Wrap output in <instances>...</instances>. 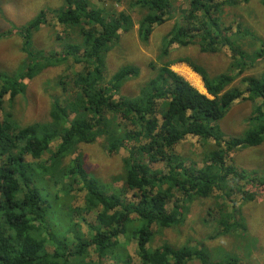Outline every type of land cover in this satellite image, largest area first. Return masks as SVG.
I'll return each instance as SVG.
<instances>
[{
  "label": "trees",
  "instance_id": "obj_1",
  "mask_svg": "<svg viewBox=\"0 0 264 264\" xmlns=\"http://www.w3.org/2000/svg\"><path fill=\"white\" fill-rule=\"evenodd\" d=\"M97 1L102 3L100 7L90 0H65L59 8L39 10L21 33L29 36L51 17L63 31L75 33L79 39H73L74 44L66 45L60 55L55 53L47 61L35 50V57L29 53L17 72H0L1 111L6 97L13 101L24 92L25 80L60 61L70 59L79 66L60 82L62 99L58 97L51 104L48 121L20 127L14 118L0 120V264H134L127 252L131 241L137 264H187L192 260L213 264L203 251L193 247L163 244L154 248L155 230L173 227L181 220L176 194L192 201L228 190V199L232 190H237L244 201L251 199L230 183L248 181L255 186L254 180L260 178H254L256 172L251 175L226 164V156L244 147L259 146L264 141V121L248 125L242 137L223 138L216 128L238 101L254 106L247 124L264 118V73L261 78L245 77L246 88L241 91L232 86L235 75L231 72L211 83L203 71L181 60L178 62L186 63L200 76L210 98L166 64L159 67L138 97L114 99L121 82L138 74V68L127 66L103 84L104 57L120 32L134 28L132 9L145 13L137 29L140 40L148 42L154 27L175 17V0H130L124 11L106 7L109 0ZM185 3L165 37L168 45H196L209 54L227 46L231 59L239 54L242 67L248 58L264 56L262 50L245 54L235 45L245 36L239 22H222L221 6L239 2ZM149 66L153 69L152 64ZM241 66L233 70L242 74ZM186 137L200 143L201 152L196 155L200 165L189 157L187 164L186 157L175 153V146ZM98 139L109 156L121 149L127 152L122 158L121 187L99 185L88 174L91 170L84 156L78 154L82 144ZM46 154L48 157L42 159ZM157 164L165 169H152ZM259 184L264 185V180ZM129 193L130 201L126 202L122 198ZM78 194H83L82 203L75 207ZM170 202L172 208L167 210ZM228 214L219 221L223 231L240 223L235 219L237 214Z\"/></svg>",
  "mask_w": 264,
  "mask_h": 264
},
{
  "label": "rangeland",
  "instance_id": "obj_2",
  "mask_svg": "<svg viewBox=\"0 0 264 264\" xmlns=\"http://www.w3.org/2000/svg\"><path fill=\"white\" fill-rule=\"evenodd\" d=\"M65 0H0V72H17L25 57L29 53L34 56V52L39 51L40 56L47 61L55 53L60 55V51L68 44H74L78 36L74 33L68 34L62 27L55 24L49 17L48 24L42 26L37 31H33L29 36L21 33L30 23L39 10L49 6L59 8ZM92 5L100 7L102 3L97 0H90ZM222 2L223 0H218ZM235 6L222 5V22L226 25L239 22L245 29V36L239 38L235 45H240L245 54H253L259 50L264 51V2L263 0H235ZM126 5H130V0H109L106 7L113 6L117 11H124ZM186 5L185 0H175L173 14L175 17L163 25L154 27L148 42H143L138 36V22L145 14L144 11L132 9L130 20L134 28L128 33L120 32L119 39L111 45V49L104 57L103 84H107L113 76L127 66L138 68V74L121 82L118 93L114 99L125 97L129 100L138 97L141 91L146 89L148 82L154 79L161 66L168 65L169 69L182 76L190 85L197 89V85L203 87L200 76L192 71L189 65L198 68L199 72L213 83L219 75H235L233 87L244 91L246 83L245 77L261 78L264 73V56L261 58H248L244 61L246 67L240 65V57L234 55L231 59V50L227 46L221 48L220 52L209 54L200 51V47L189 45L177 47L168 45L165 40L166 35L171 30L173 22L179 16V12ZM128 13V12H127ZM129 14V13H128ZM21 33V34H20ZM256 38L258 41L256 42ZM242 51V50H241ZM52 52V53H51ZM56 56V59H61ZM230 59V60H229ZM186 61L189 65L183 62ZM29 64L28 61H26ZM25 62V63H26ZM133 62L137 65L129 64ZM254 63V66H251ZM153 65V69L149 66ZM173 64V65H172ZM33 66L34 63L29 64ZM141 67H139V66ZM172 65V66H170ZM240 66L243 73L238 74L236 70ZM186 68L199 80L192 82L182 75V70ZM79 70L78 65L68 59L54 64L53 67L46 68L38 73L30 81H24L26 89L17 95L13 101H3L0 113L2 117H11L20 127H25L36 122L48 121V114L51 104L56 98L62 99L60 82L65 81V77L73 75ZM200 93L203 91L197 89ZM209 97V96H208ZM254 109L251 102L238 101L233 104L223 118L219 121L217 131L221 132L223 138L231 136L242 137L248 125L256 126L260 121L246 123L250 113ZM98 139L93 144H82L78 154L89 164L91 177L98 180L99 185L121 187V175H123L122 158L127 152L121 149L118 154L109 156L103 149ZM211 143V142H209ZM55 144L52 145V149ZM175 153L186 157L184 161L189 164V158L198 165L197 154L201 152V146L197 139L186 137L174 148ZM44 155L42 159H46ZM189 157V158H188ZM226 164L232 165L238 171H244L251 175L256 172L254 178L264 180V141L256 147H244L226 156ZM165 169L162 164H157L152 169ZM93 174L100 176L95 177ZM259 181L254 180L255 186L248 181L230 183L232 188L239 187L246 194L251 195V199L244 201L242 194L237 190H232L230 198H226L227 191H215L211 198L205 200H185V197L176 194L174 200L178 201V215L181 220L173 227L155 230V237L152 242L154 248L167 244L172 247L181 248L183 246L193 247L203 251L211 263L222 261H236L237 264H264V185L260 186ZM229 184V186H230ZM106 189V188H104ZM131 193L125 195L123 200L130 201ZM83 194H78V200L73 205L80 206ZM229 201H233L230 203ZM224 205H226L224 207ZM227 207V208H226ZM172 208V202L167 205V210ZM215 211H218L215 213ZM237 214L239 224L234 227H227L226 231L219 226V221L229 214ZM87 217V216H86ZM92 220V216L86 218ZM232 223V221H231ZM229 226V225H228ZM83 232L87 233L83 226ZM127 248V252L132 259V263L137 264V256L134 252L133 242ZM151 244V243H150ZM110 264V263H107ZM187 264H199L192 260Z\"/></svg>",
  "mask_w": 264,
  "mask_h": 264
},
{
  "label": "bare ground",
  "instance_id": "obj_3",
  "mask_svg": "<svg viewBox=\"0 0 264 264\" xmlns=\"http://www.w3.org/2000/svg\"><path fill=\"white\" fill-rule=\"evenodd\" d=\"M181 73L189 81L200 82V80L194 74L192 75L186 68H184ZM197 89H200L201 91H203V87L201 85H197Z\"/></svg>",
  "mask_w": 264,
  "mask_h": 264
},
{
  "label": "water",
  "instance_id": "obj_4",
  "mask_svg": "<svg viewBox=\"0 0 264 264\" xmlns=\"http://www.w3.org/2000/svg\"><path fill=\"white\" fill-rule=\"evenodd\" d=\"M199 92V91H198ZM202 94V93H201ZM205 94H207V92L205 91Z\"/></svg>",
  "mask_w": 264,
  "mask_h": 264
},
{
  "label": "clouds",
  "instance_id": "obj_5",
  "mask_svg": "<svg viewBox=\"0 0 264 264\" xmlns=\"http://www.w3.org/2000/svg\"><path fill=\"white\" fill-rule=\"evenodd\" d=\"M193 71V70H192ZM195 73V72H194ZM182 77V76H181ZM208 97V96H207ZM209 98H210V96H209Z\"/></svg>",
  "mask_w": 264,
  "mask_h": 264
},
{
  "label": "crops",
  "instance_id": "obj_6",
  "mask_svg": "<svg viewBox=\"0 0 264 264\" xmlns=\"http://www.w3.org/2000/svg\"><path fill=\"white\" fill-rule=\"evenodd\" d=\"M202 80V79H201ZM203 87H204V85H203ZM205 90V89H204ZM206 91V90H205Z\"/></svg>",
  "mask_w": 264,
  "mask_h": 264
}]
</instances>
